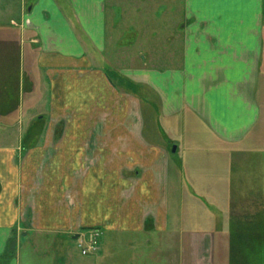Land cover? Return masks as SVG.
Listing matches in <instances>:
<instances>
[{
	"label": "crops",
	"instance_id": "0c3cea01",
	"mask_svg": "<svg viewBox=\"0 0 264 264\" xmlns=\"http://www.w3.org/2000/svg\"><path fill=\"white\" fill-rule=\"evenodd\" d=\"M10 1L28 24L22 41L36 40L48 119L64 127L0 147V258L10 246L19 264L26 244L39 264H212L223 212L179 205L182 171L160 125L198 122L221 152L247 139L264 151V0ZM136 45L149 67L127 69ZM256 169L246 177L264 183ZM95 228L98 249L83 256L77 243Z\"/></svg>",
	"mask_w": 264,
	"mask_h": 264
},
{
	"label": "rangeland",
	"instance_id": "374dc122",
	"mask_svg": "<svg viewBox=\"0 0 264 264\" xmlns=\"http://www.w3.org/2000/svg\"><path fill=\"white\" fill-rule=\"evenodd\" d=\"M12 3L14 4L10 0H0V27H14V30H0V147L4 145L17 146L18 140H21L24 146L30 144L31 147H35L43 142L44 132L47 127L53 128L55 126L57 129H62L64 121H51L48 119V104L46 103L47 80L44 77V73L37 68L36 58L38 52L36 49L38 47L37 44H34L36 40H32L29 43L22 41L26 39L23 38L21 32L25 31V27L28 24L27 21L26 24L22 22L23 20L21 22L18 21L19 10L16 6L13 7ZM173 18L181 19L183 17L181 13L174 10ZM11 19L14 21L10 22ZM127 22V19L123 18L121 24L124 25ZM141 26L143 32L146 31V28L147 30L150 28L149 24L143 23ZM140 42L141 46L149 43L146 39H141ZM130 48V52L127 50L130 57L127 55L126 65L124 64L127 69L140 64L146 68L149 67V59L151 57H147L142 63L138 62L134 51L140 47L136 45ZM145 51H147L146 53L149 56V50L143 49V52ZM132 56L135 58H132ZM130 59L132 62H130ZM120 74L126 73L120 72ZM110 79L113 86L118 88L116 86L118 79L112 77V73ZM15 91H17V95ZM138 93L143 98H147L150 92L148 88L143 86L141 90H138ZM14 103H16L15 106ZM153 115L147 112V116L153 117ZM151 117L146 124V133H151L158 125L156 121H153L154 117ZM39 118H41V123L35 124V120ZM164 124L160 125L163 132L160 135V140L166 144L168 159L182 171L180 175L178 173L175 176L176 180L179 177L180 182H176L182 188L179 205L181 204L182 207L188 210L199 208L201 211L205 210L212 213L220 208L227 218L230 215L240 217L243 215L261 214L264 211V183H259L257 180L246 177V175L252 176L253 173L258 172V169H256L257 162L260 161L264 166L263 150L258 151L257 154L252 152V149L248 150L251 148L248 146L251 145L247 139L241 145L238 144L236 148H226L225 152H221L219 146L209 138V135L193 131L195 128L198 131L205 132L198 122H194L191 125L186 122L184 125L183 121H181L177 125V121L171 119L167 123L170 127L166 123ZM39 125L40 127H38ZM29 127H32L36 133L28 141H22L24 136L22 134L23 132L25 134ZM167 132H170V134L168 133V135ZM173 146H175L174 152H172ZM221 150L223 149L221 148ZM248 152L251 153L250 155L253 154V156L245 155ZM226 163L232 168H236L228 170L227 167L224 169L223 166ZM172 167L175 170L176 167ZM181 173L186 178H182ZM187 177L191 180V183ZM202 180L204 181L202 182ZM221 180L224 181L220 183ZM179 184L177 185L179 186ZM174 206L176 207V203L171 204V210L175 208ZM207 219L208 214L206 212V223L208 224ZM87 240L80 242L85 245ZM77 250L80 251L79 246ZM214 250L215 247H213V253ZM34 251V253H31V249L26 244H21L17 249L19 264H39L38 250L35 249ZM83 256L88 257L90 255ZM12 258L16 259L14 251L11 254L3 255L0 259V264H9ZM206 260V264H211L209 254ZM212 260V264H215L216 256L212 257Z\"/></svg>",
	"mask_w": 264,
	"mask_h": 264
},
{
	"label": "trees",
	"instance_id": "16d2710c",
	"mask_svg": "<svg viewBox=\"0 0 264 264\" xmlns=\"http://www.w3.org/2000/svg\"><path fill=\"white\" fill-rule=\"evenodd\" d=\"M15 94L17 95V91ZM40 123L41 118L35 120V124ZM35 133V130L29 127L22 141H28ZM222 218V227L215 231L216 263L264 264V211L261 214L240 217L230 215L228 218L223 214ZM7 253H13V248L7 247L1 258Z\"/></svg>",
	"mask_w": 264,
	"mask_h": 264
},
{
	"label": "built area",
	"instance_id": "2783aa9c",
	"mask_svg": "<svg viewBox=\"0 0 264 264\" xmlns=\"http://www.w3.org/2000/svg\"><path fill=\"white\" fill-rule=\"evenodd\" d=\"M98 236H99V232L93 230L89 233L88 240L85 242V245H83L82 243H78L82 255H89L97 250Z\"/></svg>",
	"mask_w": 264,
	"mask_h": 264
},
{
	"label": "water",
	"instance_id": "95a60500",
	"mask_svg": "<svg viewBox=\"0 0 264 264\" xmlns=\"http://www.w3.org/2000/svg\"><path fill=\"white\" fill-rule=\"evenodd\" d=\"M174 151H175V146L172 147V152H174Z\"/></svg>",
	"mask_w": 264,
	"mask_h": 264
}]
</instances>
